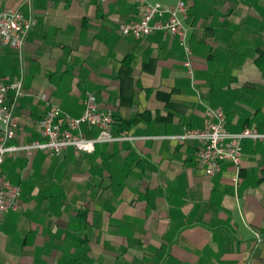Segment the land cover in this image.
Wrapping results in <instances>:
<instances>
[{
    "label": "crops",
    "instance_id": "obj_1",
    "mask_svg": "<svg viewBox=\"0 0 264 264\" xmlns=\"http://www.w3.org/2000/svg\"><path fill=\"white\" fill-rule=\"evenodd\" d=\"M182 1L193 79L177 35H121L133 0H0L35 20L21 54L0 47V81L23 75L12 143L42 140L50 105L79 116L87 92L113 135L138 137L6 156L20 207L0 216V264H264V142L243 140L239 166L208 175L197 141L167 138L204 127L203 103L230 132H264V0Z\"/></svg>",
    "mask_w": 264,
    "mask_h": 264
},
{
    "label": "built area",
    "instance_id": "obj_2",
    "mask_svg": "<svg viewBox=\"0 0 264 264\" xmlns=\"http://www.w3.org/2000/svg\"><path fill=\"white\" fill-rule=\"evenodd\" d=\"M139 16L136 19L119 24L121 35L143 38L155 30L177 35L185 51L184 65L191 79V51L186 44L187 29L184 20L187 17V5L179 0L174 5L147 0H133ZM35 24L33 17L21 9L0 10V47H11L21 54L29 31ZM23 92V75L12 80L0 81V216L8 211L19 209L20 187L12 184L2 173V164L6 156L22 152L30 157L35 151H43L49 156L60 157L63 151L71 147L76 155L90 154L98 143L114 141H132L138 139L127 132L113 135L111 128L115 119L110 111L103 109L92 93L87 92L83 101L82 113L73 117L58 107L48 106L40 120L42 140L15 144L12 140L18 127L15 109ZM204 104L205 125L202 128H187L181 133L167 138L176 141H197L199 143L198 160L204 165L208 175L219 172L223 162H231L236 168L240 164L242 141L250 139L264 142V132L255 126H245L238 132H230L225 126V114L219 107ZM83 125L94 126L97 134L87 137L82 131ZM238 177L234 178L237 185ZM256 239L260 235L254 232Z\"/></svg>",
    "mask_w": 264,
    "mask_h": 264
}]
</instances>
